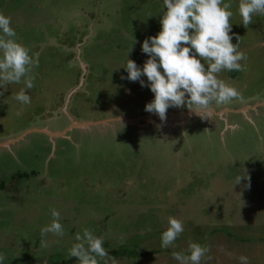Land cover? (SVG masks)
<instances>
[{
	"label": "rangeland",
	"instance_id": "rangeland-1",
	"mask_svg": "<svg viewBox=\"0 0 264 264\" xmlns=\"http://www.w3.org/2000/svg\"><path fill=\"white\" fill-rule=\"evenodd\" d=\"M224 2L232 43L247 56L244 71L219 74L241 98L212 111H229L47 136L39 130L60 132L69 120L145 111L154 94L124 66L131 59L143 68L149 58L142 44L161 30L163 0H0L17 41L39 61L30 104L14 98L23 82L0 88V143L16 138L0 146L4 264H78L68 250L85 228L104 238L116 264H178L172 253L188 254L190 241L210 247L201 264H240L241 256L264 264V16L245 28L239 0ZM238 175L250 176V187L235 184ZM53 208L65 235L49 233L42 247ZM170 216L184 232L163 249Z\"/></svg>",
	"mask_w": 264,
	"mask_h": 264
},
{
	"label": "clouds",
	"instance_id": "clouds-1",
	"mask_svg": "<svg viewBox=\"0 0 264 264\" xmlns=\"http://www.w3.org/2000/svg\"><path fill=\"white\" fill-rule=\"evenodd\" d=\"M231 7V3L224 0H163L161 30L142 44V52L149 58L143 68L131 59H127L124 66L128 80L139 81L142 87H149L154 94V99L145 105V111L157 115L164 122L170 107L186 106L203 118V114L212 110L213 104L227 105L241 98L235 87L219 78L224 71H244L241 61H247L246 54L239 50V43L233 44L229 34L233 16ZM238 12L242 25L248 28L253 17L264 16V0H239ZM236 38L240 41L241 37ZM135 42L134 39L127 55ZM38 64V53L30 54V49L17 41L11 17L0 12V88L23 82L25 87L14 98L21 104H30L26 89L34 87L33 70ZM142 76L147 77V85ZM3 94L0 91V96ZM242 179L248 180L247 186L250 187V176L247 175H238L235 184ZM50 212L52 222L40 229L42 247L48 246L43 237L49 233L58 237L65 235L60 212L55 208ZM183 232V222L168 217V227L161 235V248L174 246ZM75 240L77 242L68 250L69 259L76 258L78 264H101V261L103 264H109V261L116 264L115 258L110 257L103 246L102 236L97 237L85 228L82 234L75 236ZM187 251L188 254L174 251L172 257L178 264H201L205 258L211 259L207 245L190 241ZM4 260L5 257L0 255V264H4ZM239 260L240 264H249L246 256L239 257Z\"/></svg>",
	"mask_w": 264,
	"mask_h": 264
},
{
	"label": "water",
	"instance_id": "water-1",
	"mask_svg": "<svg viewBox=\"0 0 264 264\" xmlns=\"http://www.w3.org/2000/svg\"><path fill=\"white\" fill-rule=\"evenodd\" d=\"M245 108H247V107H245ZM243 110H244V108H243ZM224 111H229V110L223 108V109L215 111V112H213L211 110L210 112L214 113V114H219L220 112H224ZM193 114L194 113H192L189 109H172V110H167L166 115H167V119L169 120V119H179L181 117H185V116H189V115H193ZM151 118H154L157 121H160V119L157 115H155L153 113H149L147 111H144L143 113H141L139 115L129 116V117L117 115V116H112V117L103 118V119H95V120H69L66 127L60 132L50 133V132H46L44 130H39V132H41L47 136H57V135L61 134V132H64V130H68L70 128H84V127H88V126L106 124L107 122H112V121H121L125 124H135L138 121H148ZM166 121H164L162 123H165ZM30 131H34V130L30 129ZM15 139L1 142L0 146L6 145L7 143L14 141Z\"/></svg>",
	"mask_w": 264,
	"mask_h": 264
},
{
	"label": "trees",
	"instance_id": "trees-1",
	"mask_svg": "<svg viewBox=\"0 0 264 264\" xmlns=\"http://www.w3.org/2000/svg\"><path fill=\"white\" fill-rule=\"evenodd\" d=\"M163 227H164V226H163ZM163 227H162V228H163ZM111 252H112V251H111ZM109 253H110V252H109ZM113 255H114V254H113Z\"/></svg>",
	"mask_w": 264,
	"mask_h": 264
}]
</instances>
